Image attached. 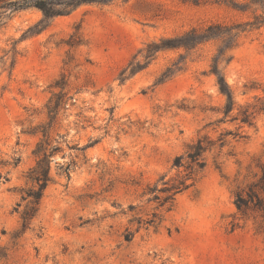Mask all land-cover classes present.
<instances>
[{
	"label": "rangeland",
	"instance_id": "374dc122",
	"mask_svg": "<svg viewBox=\"0 0 264 264\" xmlns=\"http://www.w3.org/2000/svg\"><path fill=\"white\" fill-rule=\"evenodd\" d=\"M68 1L46 0L52 9ZM248 1L82 2L49 19L36 7L11 13L0 26V264H264V211L234 204L237 193L258 191L264 172V24L247 26L221 63L234 101L227 116L209 73L216 41L143 56L149 43L191 27L264 15ZM49 100L59 102L52 118ZM243 109L251 124L241 122ZM43 131L58 148L34 205L22 196L34 186ZM201 137L213 142L203 168L163 202V182L186 173L174 158Z\"/></svg>",
	"mask_w": 264,
	"mask_h": 264
},
{
	"label": "trees",
	"instance_id": "16d2710c",
	"mask_svg": "<svg viewBox=\"0 0 264 264\" xmlns=\"http://www.w3.org/2000/svg\"><path fill=\"white\" fill-rule=\"evenodd\" d=\"M113 0H70L65 2V7L62 9H52L46 2V0H0V26L6 23V20L10 17L12 12L27 9L30 7H36L43 12L44 18L49 19L55 15L65 14L69 9L74 8L77 4L82 2H96V3H109ZM248 8L255 6V8L260 7L264 9V0H249L247 2ZM244 8L242 11H245ZM264 24V15H255L254 20L246 22L244 24H234L227 25L220 22H211L205 26L191 27L189 30L185 31L181 35L161 39L160 42H151L146 46L144 58L150 59L153 55L163 49L167 48H178L183 47L187 50L193 49L199 44L207 41H216L217 47L216 52L211 58V64L209 68V73L215 76L216 84L218 86L219 92L225 96V106L223 109L224 115H229L234 108V101L232 92L225 80L221 63L227 64L232 58L230 52L235 48L237 44V39L240 33L246 30L248 26L251 28H258ZM43 27L34 26L29 28L26 33L33 34L41 31ZM177 64L174 63L173 66H169L165 71L162 72L158 79V83L163 82L167 78L171 77L175 71ZM130 66V64H129ZM136 70L134 67L130 68V73H134ZM59 102L56 100L53 104L48 105V112L52 118L55 114L56 107ZM238 115L232 117V119H237ZM240 120L243 123L251 124V112L248 109H243L240 112ZM45 131H43V136L45 137ZM49 141L45 137L43 138L37 146V151L41 152V157L38 159L36 165L29 170V179L34 183L33 188L26 191V195L22 196V199L29 198L30 202L37 205L42 197L43 190L45 189L47 182L49 180L48 176V164L49 157L53 151L57 150V146L49 147ZM213 142L206 137H201L193 143L189 149L186 151L185 155H179L174 158L173 166L184 167L186 171L185 175L177 179L175 182L168 184L167 181L163 182V187L159 191L167 192L168 194L163 198V202L171 200L176 194L183 191L189 186L187 182L189 179H193L198 170L203 168L204 160L203 153L210 149ZM49 151V152H48ZM67 165L64 171L68 169ZM258 191L250 188L245 195L242 193H237L234 199V204L238 210H245L249 207H257L264 211V172L255 184ZM151 193H155L156 188H150ZM171 192V193H169ZM154 198L157 199L158 195L154 194ZM35 210L32 206L31 211ZM29 217V214L24 213L23 219L25 220ZM125 239L129 241L131 236L129 233L125 235Z\"/></svg>",
	"mask_w": 264,
	"mask_h": 264
}]
</instances>
